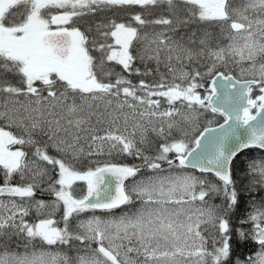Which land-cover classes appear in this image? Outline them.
<instances>
[{
	"label": "snow or ice",
	"instance_id": "1",
	"mask_svg": "<svg viewBox=\"0 0 264 264\" xmlns=\"http://www.w3.org/2000/svg\"><path fill=\"white\" fill-rule=\"evenodd\" d=\"M0 264H264V0H0Z\"/></svg>",
	"mask_w": 264,
	"mask_h": 264
},
{
	"label": "trees",
	"instance_id": "2",
	"mask_svg": "<svg viewBox=\"0 0 264 264\" xmlns=\"http://www.w3.org/2000/svg\"><path fill=\"white\" fill-rule=\"evenodd\" d=\"M218 117V116H217ZM222 118L218 117L217 122L221 121ZM261 155V152L259 150H245L242 154H239L236 159H234L233 162V172H234V178L237 179L238 185H247L248 180L245 179V172L247 170L248 163L253 159L257 158ZM129 162L139 163V161H134L132 158H127ZM209 179H212L215 181L214 177H209ZM83 183V182H81ZM84 187L81 189L80 193L78 195H82L86 191V184L83 183ZM261 195V192L259 190H256L255 199L257 206H259V196ZM250 196L247 191H244L242 194V202L240 205L239 210L236 213V216L234 217V224L237 228L243 227L246 231L251 227L250 224H240L241 219H245L247 216V213L252 210L251 208V202H250ZM221 201L219 198H213L209 201L210 204H219ZM12 249L16 250L15 244L12 245ZM22 250V248H21ZM256 251H258V245H256L253 241L249 240L247 242H242L237 246V254L241 255L243 257H247L249 255L254 254Z\"/></svg>",
	"mask_w": 264,
	"mask_h": 264
},
{
	"label": "rangeland",
	"instance_id": "3",
	"mask_svg": "<svg viewBox=\"0 0 264 264\" xmlns=\"http://www.w3.org/2000/svg\"><path fill=\"white\" fill-rule=\"evenodd\" d=\"M237 75L239 76V73H238V71H237ZM210 119H214L215 121H217V119H218V117H209ZM223 120V119H222ZM221 120V121H222ZM215 124V123H214ZM167 166L165 165V168H166ZM184 171H188V172H193L194 171V174H196V175H200V173L199 172H197V171H195V170H192V169H186V170H184ZM84 183V182H83ZM83 183H81V182H77L76 183V185H74V192H75V194L77 195V196H79L78 195V193H80V191H81V189L84 187V185H82ZM86 186V185H85ZM84 193H86V191L84 192ZM83 193V194H84ZM99 214V213H98ZM116 215H119V213H116ZM83 248V246H81V245H79V244H75L74 246H73V248H72V250L69 252V254L70 255H72V256H76V255H83V254H86L83 250H81V251H77V249H82ZM12 250H15V249H12ZM52 250H57L56 248H53ZM64 251H68V249H67V247H65L64 249H63Z\"/></svg>",
	"mask_w": 264,
	"mask_h": 264
},
{
	"label": "flooded vegetation",
	"instance_id": "4",
	"mask_svg": "<svg viewBox=\"0 0 264 264\" xmlns=\"http://www.w3.org/2000/svg\"><path fill=\"white\" fill-rule=\"evenodd\" d=\"M109 15L123 16L124 13L123 12H120V11H116L114 13H109Z\"/></svg>",
	"mask_w": 264,
	"mask_h": 264
},
{
	"label": "water",
	"instance_id": "5",
	"mask_svg": "<svg viewBox=\"0 0 264 264\" xmlns=\"http://www.w3.org/2000/svg\"><path fill=\"white\" fill-rule=\"evenodd\" d=\"M219 123H223V120H222V121H220ZM212 126H213V127H215L216 125H215V124H213ZM195 171L199 172L198 170H195Z\"/></svg>",
	"mask_w": 264,
	"mask_h": 264
}]
</instances>
